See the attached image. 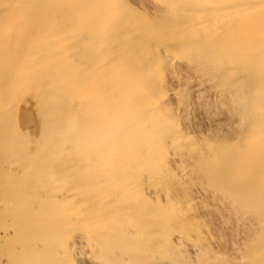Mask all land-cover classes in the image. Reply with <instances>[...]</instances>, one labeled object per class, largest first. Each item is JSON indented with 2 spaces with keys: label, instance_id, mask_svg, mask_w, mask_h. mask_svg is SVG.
<instances>
[{
  "label": "rangeland",
  "instance_id": "374dc122",
  "mask_svg": "<svg viewBox=\"0 0 264 264\" xmlns=\"http://www.w3.org/2000/svg\"><path fill=\"white\" fill-rule=\"evenodd\" d=\"M41 1L0 9V264L81 235L72 264H264V194L225 164L256 109L241 24L213 12L248 0Z\"/></svg>",
  "mask_w": 264,
  "mask_h": 264
},
{
  "label": "bare ground",
  "instance_id": "6f19581e",
  "mask_svg": "<svg viewBox=\"0 0 264 264\" xmlns=\"http://www.w3.org/2000/svg\"><path fill=\"white\" fill-rule=\"evenodd\" d=\"M94 2H91L92 4L90 7H85L83 5V10L87 11L92 9L93 11V9H98L99 5L97 3L94 4ZM263 4L264 0L257 2L248 0L247 2H244L243 7L239 6L236 8L232 7L231 4L224 3L213 11L216 14H226L225 18H227V23L233 20L240 21L241 25L234 30V33L230 37V41H232L238 49L244 48L246 51L244 56L240 58V70L248 75L252 83L251 85H253V88L251 87L250 89V95L238 99L240 102H253L256 104V109L252 110L251 116L247 122V131L244 136L241 137L240 141H238V146H236V148L244 154H242V157L237 154H234L231 157L229 156L228 158L226 157L228 163L225 162L226 165L232 166L239 173L243 172L246 180L239 186L248 194L250 191L263 192L264 194V13L260 14L261 10H259L260 6ZM41 5H43V0L41 1ZM15 6L16 5H13V0H0V9ZM39 9L42 10L43 8ZM252 13H254V17L251 16ZM85 14L89 13L85 12ZM218 21L217 18V22ZM228 25L229 24H226L224 26L227 27ZM17 73L21 78L24 77V75H27V70L19 69ZM61 78L62 77L54 76L52 79L61 80ZM79 78H76V84L78 83L77 81H79ZM21 85L22 83H18L17 87L19 88ZM148 190H150V188H148ZM151 190L153 189L151 188ZM257 197L263 198L264 200V195ZM254 199L255 201H258V198ZM126 227L127 226H125V229ZM84 240L85 236L81 235L74 241L72 246L69 248L65 247L64 250L61 251L65 264H72V260L68 258L69 256L83 257V253L77 246L83 245Z\"/></svg>",
  "mask_w": 264,
  "mask_h": 264
}]
</instances>
